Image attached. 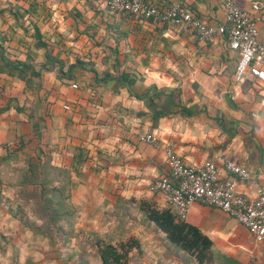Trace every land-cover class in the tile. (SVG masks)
<instances>
[{
	"label": "crops",
	"instance_id": "1",
	"mask_svg": "<svg viewBox=\"0 0 264 264\" xmlns=\"http://www.w3.org/2000/svg\"><path fill=\"white\" fill-rule=\"evenodd\" d=\"M147 1L161 9L174 0ZM235 1L259 4L264 42V0ZM190 7L212 26L224 20L222 0ZM238 58L223 35L202 39L157 19L123 17L105 0H0V157L38 160L39 185L56 188L53 198L72 205L74 228L85 232L128 205L167 209L150 189L169 171L166 145L189 163L213 159L221 168L218 157L229 156L250 173L236 189L254 195L264 186V85L235 81ZM143 133L157 144L140 141ZM5 172L0 216L8 220L1 208L16 197ZM186 222L211 240L212 264H264V244L223 210L194 202ZM69 258L55 259L73 264Z\"/></svg>",
	"mask_w": 264,
	"mask_h": 264
},
{
	"label": "built area",
	"instance_id": "2",
	"mask_svg": "<svg viewBox=\"0 0 264 264\" xmlns=\"http://www.w3.org/2000/svg\"><path fill=\"white\" fill-rule=\"evenodd\" d=\"M195 1L174 0L161 9L147 0H105V4L111 13L157 19L182 32L194 31L202 39L225 36L228 46L239 53L235 81L243 82L251 76L253 81L264 85V42L260 39L255 15L259 4L253 2L250 9H245L235 0H222L224 20L212 26L194 14L190 4ZM139 140L158 142L154 133H143ZM163 149L169 171L153 181L150 189L163 195L177 221H186L190 205L201 202L228 213L246 227L255 240L264 244V186L257 187L254 195L236 189V181L250 178L246 167L227 155H220L221 168L228 174L224 177L213 159L189 163L169 145Z\"/></svg>",
	"mask_w": 264,
	"mask_h": 264
},
{
	"label": "rangeland",
	"instance_id": "3",
	"mask_svg": "<svg viewBox=\"0 0 264 264\" xmlns=\"http://www.w3.org/2000/svg\"><path fill=\"white\" fill-rule=\"evenodd\" d=\"M30 158L25 154L13 156L10 160L0 163V167L6 171L3 184L14 190L16 197L15 201L11 202V199L9 201L7 199L4 203L5 209L1 208V212L10 211L11 216L8 220L0 216V264H57L56 259L63 260L68 254H70L71 263L78 264L81 255L84 256L87 252L92 253V250L87 251L88 248L94 250L90 255V264H100L94 243L97 238L117 243L128 237L137 238L139 246L129 250L127 264H197L192 256L168 243L162 232L147 224L146 220L142 222L138 219V213L141 211L135 205H128L122 215L115 212H113L115 214L106 213V219L99 220L103 229L87 231L79 238L62 236L61 233L65 232L62 229H66L70 221L74 219L72 216L67 217L66 214H62L57 202H49V197L56 194L53 191L54 188L48 185H44L42 189L35 187L40 183L39 177L36 176L32 178L35 179L34 187L21 188L16 185L23 183V177L10 169L22 168ZM6 173L13 178L14 186L11 185ZM47 233L52 235V240ZM68 233L69 231L67 235ZM93 233H97L98 236ZM89 234L92 235L89 236ZM77 244L80 246L81 253L77 251ZM53 245L56 248L52 249ZM36 253L42 255L38 261H27L30 259L26 256L32 254L35 257ZM43 256L45 258L42 261Z\"/></svg>",
	"mask_w": 264,
	"mask_h": 264
},
{
	"label": "trees",
	"instance_id": "4",
	"mask_svg": "<svg viewBox=\"0 0 264 264\" xmlns=\"http://www.w3.org/2000/svg\"><path fill=\"white\" fill-rule=\"evenodd\" d=\"M5 109L6 107L0 108V112ZM6 160H7L6 156L0 157V163ZM24 164L26 165V167L28 166L26 169L30 170V173L24 170L25 166L18 169L15 168L14 172L17 174L20 173L23 177L22 179L23 183L16 185H19L21 188H24L25 186L34 187L35 179L32 178L35 176L39 177V179L41 178L40 173H38V170L41 167L40 163L38 160L33 159L31 157L29 161H27ZM39 184L36 185L35 187H40L42 189L43 186ZM53 191L57 192L55 187ZM49 202L50 203L57 202L59 206L58 208H60L59 210H61L60 212L62 214H66L67 217L68 216L74 217L73 207L69 203L67 204L64 202L62 203L53 197L49 199ZM138 209L142 212L145 220L153 223L154 228L164 234L165 239L168 243L175 246L177 249L187 253L188 255L192 256L197 262V264H212L213 262L212 253H211L212 242L197 227L187 223L186 221H177L175 219L174 214L169 208L157 209L149 203L141 202ZM25 225H28V223H25ZM62 230L65 231L61 233V235L63 234L62 236L64 237L71 236L74 238H79L80 236H83L82 234L86 233L85 231L82 230H76L74 228V221L72 220L70 221L67 228ZM67 231H69L68 235H67ZM47 235L51 240L53 239L50 233L49 234L47 233ZM90 235L92 234H89V236ZM93 235L98 236L97 233H93ZM94 243L96 246L95 248L98 254V258L100 260V264H127L129 250H131L134 247L137 248L139 246V240L135 237H128L124 240H119L117 241V243H113L111 240L106 241L101 238H97ZM77 247L80 249L79 245ZM82 257L83 255L80 256L78 264H85L81 260Z\"/></svg>",
	"mask_w": 264,
	"mask_h": 264
}]
</instances>
